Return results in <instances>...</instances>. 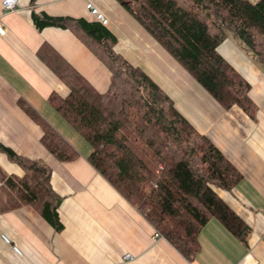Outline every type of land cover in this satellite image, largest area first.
Here are the masks:
<instances>
[{
  "label": "crops",
  "instance_id": "crops-1",
  "mask_svg": "<svg viewBox=\"0 0 264 264\" xmlns=\"http://www.w3.org/2000/svg\"><path fill=\"white\" fill-rule=\"evenodd\" d=\"M87 2L107 17L106 27L117 40L115 50L148 74L241 173L232 190L218 194L248 225L246 244L215 218L200 230L199 249L191 261L163 236L155 239L154 227L89 163L88 143L48 103L51 93L64 97L68 88L37 56L43 43L96 91L104 92L109 85L110 71L74 32L58 26L36 29L32 23V13L40 12L92 20ZM0 21L5 29L0 34V143L50 169L63 225L55 231L28 205L1 213L0 264H264V66L252 61L233 36L217 50L250 84L253 116L238 106L223 108L116 0H18L6 12L0 0ZM20 102L57 130L78 156L56 159ZM0 168L6 174H23L2 151Z\"/></svg>",
  "mask_w": 264,
  "mask_h": 264
},
{
  "label": "trees",
  "instance_id": "trees-1",
  "mask_svg": "<svg viewBox=\"0 0 264 264\" xmlns=\"http://www.w3.org/2000/svg\"><path fill=\"white\" fill-rule=\"evenodd\" d=\"M34 1V0H31ZM124 10L223 108L238 106L253 116L250 84L219 54L233 36L248 57L264 66V0H116ZM36 29L58 26L74 32L108 68L107 90L96 91L52 47L39 59L67 86L47 101L88 143L89 163L187 260L199 249L198 234L217 219L246 244L248 225L219 196L242 178L225 155L176 109L172 98L114 46L116 37L99 21L32 13ZM40 126L41 142L59 161L78 152L35 110L20 102ZM0 151L23 174L0 168V214L28 205L50 226L62 229L61 198L41 161Z\"/></svg>",
  "mask_w": 264,
  "mask_h": 264
},
{
  "label": "built area",
  "instance_id": "built-area-1",
  "mask_svg": "<svg viewBox=\"0 0 264 264\" xmlns=\"http://www.w3.org/2000/svg\"><path fill=\"white\" fill-rule=\"evenodd\" d=\"M18 0H1V8L3 10V12L6 11H11L13 10L16 5H17ZM86 9L89 11V13L93 16V18L97 21H99L102 25H107L108 24V19L107 17L104 15L103 12H101L93 3L91 2H87L85 4ZM5 32V29L0 21V34L3 35ZM153 237L155 239L161 238L162 235L158 232V231H154ZM1 239L6 242L9 243V239L6 235L1 234ZM12 249L17 253L20 254V250L16 247V246H12ZM125 258L130 259L131 256L130 255H125Z\"/></svg>",
  "mask_w": 264,
  "mask_h": 264
},
{
  "label": "rangeland",
  "instance_id": "rangeland-1",
  "mask_svg": "<svg viewBox=\"0 0 264 264\" xmlns=\"http://www.w3.org/2000/svg\"><path fill=\"white\" fill-rule=\"evenodd\" d=\"M252 1V0H251ZM254 2V1H253ZM236 40V39H235Z\"/></svg>",
  "mask_w": 264,
  "mask_h": 264
}]
</instances>
